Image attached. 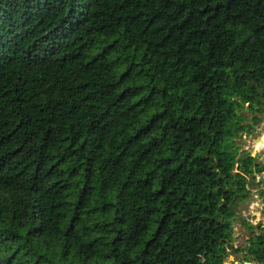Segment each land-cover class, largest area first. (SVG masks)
Listing matches in <instances>:
<instances>
[{
	"label": "trees",
	"instance_id": "1",
	"mask_svg": "<svg viewBox=\"0 0 264 264\" xmlns=\"http://www.w3.org/2000/svg\"><path fill=\"white\" fill-rule=\"evenodd\" d=\"M263 114L264 0H0V264H223Z\"/></svg>",
	"mask_w": 264,
	"mask_h": 264
},
{
	"label": "rangeland",
	"instance_id": "2",
	"mask_svg": "<svg viewBox=\"0 0 264 264\" xmlns=\"http://www.w3.org/2000/svg\"><path fill=\"white\" fill-rule=\"evenodd\" d=\"M264 136V114L261 116V122L254 127L253 133L250 135L251 139L256 136ZM248 141H242L241 147L245 149L248 147L252 154H259V159L264 160V150L253 148L250 138ZM261 140L257 141L259 144ZM258 146V145H256ZM263 178L261 181L260 179ZM262 182L260 189L264 190V173L258 177ZM259 189L252 188L250 198L245 199L237 206V215L233 221V240L232 246L226 250V261L223 264H234L238 259L236 253L239 249H243L249 241L250 235L256 230L264 231V196ZM240 255V252L237 253ZM248 262V261H246Z\"/></svg>",
	"mask_w": 264,
	"mask_h": 264
},
{
	"label": "flooded vegetation",
	"instance_id": "3",
	"mask_svg": "<svg viewBox=\"0 0 264 264\" xmlns=\"http://www.w3.org/2000/svg\"><path fill=\"white\" fill-rule=\"evenodd\" d=\"M256 127V126H255ZM251 135V134H250ZM250 135H245L246 137L244 138V141H248L249 139L248 138H251ZM253 147V146H252ZM246 150L249 151L248 147L245 148ZM257 189V188H256ZM261 232V231H260ZM264 232V231H262ZM251 236V235H250ZM245 246H249V241L246 243ZM240 252V255L238 256V264L239 262H241L242 264H245L246 261L250 262L251 264H254V261H252V255L250 254V250L249 248H246L245 247L243 249H239L237 251V253ZM236 253V254H237Z\"/></svg>",
	"mask_w": 264,
	"mask_h": 264
},
{
	"label": "crops",
	"instance_id": "4",
	"mask_svg": "<svg viewBox=\"0 0 264 264\" xmlns=\"http://www.w3.org/2000/svg\"><path fill=\"white\" fill-rule=\"evenodd\" d=\"M258 136V135H257ZM256 137H254V138H250V141H251V145L253 146V148L255 147V148H257V149H260V150H264V146H263V141H262V139L264 138V136L263 137H261V142L258 144L257 142H254V139H255ZM256 145H258V146H256ZM236 256H237V254H236ZM237 258H238V256H237ZM234 264H238V260H236V262H234Z\"/></svg>",
	"mask_w": 264,
	"mask_h": 264
},
{
	"label": "water",
	"instance_id": "5",
	"mask_svg": "<svg viewBox=\"0 0 264 264\" xmlns=\"http://www.w3.org/2000/svg\"><path fill=\"white\" fill-rule=\"evenodd\" d=\"M261 139L260 136H256V138L254 139V142H257ZM263 141V146H264V138L262 139ZM261 181L263 180V178L260 179ZM239 264H242L241 262H239ZM245 264H251L250 262H245Z\"/></svg>",
	"mask_w": 264,
	"mask_h": 264
},
{
	"label": "built area",
	"instance_id": "6",
	"mask_svg": "<svg viewBox=\"0 0 264 264\" xmlns=\"http://www.w3.org/2000/svg\"><path fill=\"white\" fill-rule=\"evenodd\" d=\"M246 136H245V134L243 135V138H245Z\"/></svg>",
	"mask_w": 264,
	"mask_h": 264
}]
</instances>
